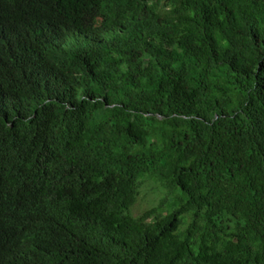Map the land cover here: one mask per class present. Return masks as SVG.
I'll use <instances>...</instances> for the list:
<instances>
[{
    "label": "trees",
    "instance_id": "1",
    "mask_svg": "<svg viewBox=\"0 0 264 264\" xmlns=\"http://www.w3.org/2000/svg\"><path fill=\"white\" fill-rule=\"evenodd\" d=\"M0 264H264V0H0Z\"/></svg>",
    "mask_w": 264,
    "mask_h": 264
},
{
    "label": "clouds",
    "instance_id": "2",
    "mask_svg": "<svg viewBox=\"0 0 264 264\" xmlns=\"http://www.w3.org/2000/svg\"><path fill=\"white\" fill-rule=\"evenodd\" d=\"M99 25H91L87 19H85L80 29L71 37L74 41L73 44L84 46L97 40Z\"/></svg>",
    "mask_w": 264,
    "mask_h": 264
},
{
    "label": "rangeland",
    "instance_id": "3",
    "mask_svg": "<svg viewBox=\"0 0 264 264\" xmlns=\"http://www.w3.org/2000/svg\"><path fill=\"white\" fill-rule=\"evenodd\" d=\"M152 198L153 197L150 194L143 193L133 209V214L135 216L141 215L146 209L150 207V205L153 204Z\"/></svg>",
    "mask_w": 264,
    "mask_h": 264
}]
</instances>
